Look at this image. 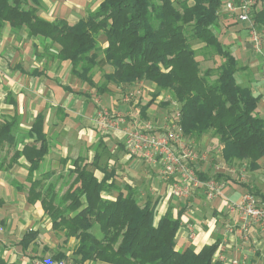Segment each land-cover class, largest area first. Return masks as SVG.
Segmentation results:
<instances>
[{"label": "crops", "instance_id": "obj_1", "mask_svg": "<svg viewBox=\"0 0 264 264\" xmlns=\"http://www.w3.org/2000/svg\"><path fill=\"white\" fill-rule=\"evenodd\" d=\"M91 1L41 0L37 13L48 21L64 20L73 25L102 0L94 5ZM225 1L218 10L216 25L228 27L222 29V34L228 32L231 40L227 45L238 62L235 80L258 97L255 112L264 119V28L256 25L261 36V50L256 52L249 24L224 12ZM254 1L255 14L264 0ZM96 41L99 50L108 45L103 33L97 35ZM59 49L57 42L30 36L25 27L12 28L7 22L0 25V122L16 120L14 142H4L0 147V257L19 264H27L33 256L51 258L58 253L75 259L77 239L65 238L62 230L52 227L41 199L33 198L31 192L43 193L50 186L61 195L71 186L74 189L78 185L73 184L76 166L82 165L98 181L108 174L106 183L114 188L101 191V198L114 199L119 191L125 193L128 188L138 205L154 206V223L166 212L178 217L176 250L192 247L198 252L204 245L218 241L213 260L218 261L220 254L226 259L235 258L239 264H264L261 225L253 226L247 241L225 232L226 224H237V215L226 209V198L237 200L250 193L264 205V156L251 168L246 159L226 160L223 144L211 131L199 137L183 133L201 155L193 163L195 173L201 180L213 178L220 182L222 195L208 199L201 187L187 198L175 197L172 180L162 176L161 165L144 162L124 146V131L134 124H148L153 130L172 124L180 128L179 106L170 92H158L154 83L144 79L99 86L105 82L104 75L113 71L100 52L90 72V84L72 73L69 59L57 57ZM165 95L171 100L161 106ZM101 109L122 115L124 122L116 129H103L97 122ZM37 118L41 119L47 151L38 169L29 176L30 162L14 153H20L25 145L39 147L41 141L32 133ZM28 232L35 236L23 249L20 241ZM93 232L100 235L97 226ZM78 263L109 264L98 259Z\"/></svg>", "mask_w": 264, "mask_h": 264}, {"label": "trees", "instance_id": "obj_2", "mask_svg": "<svg viewBox=\"0 0 264 264\" xmlns=\"http://www.w3.org/2000/svg\"><path fill=\"white\" fill-rule=\"evenodd\" d=\"M102 0L95 10L75 24L64 20L48 21L38 15L41 0H0V25L25 27L30 36L57 42L59 59H69L71 71L93 84L90 72L97 64L99 52L113 71L104 81L130 83L144 79L165 90L179 106V125L187 136L199 137L211 131L223 144L226 160L246 159L251 168L264 156V119L256 114L258 97L249 87L237 83L235 56L218 39L213 28L218 20L222 0ZM253 22L264 28V5L253 13ZM103 33L108 45L99 50L97 35ZM189 39L203 43V49L221 57L213 69L201 70L196 50ZM97 85V84H95ZM15 119L0 122V147L15 140ZM32 133L39 147L25 145L15 156L29 162V176L38 169L47 151L37 118ZM73 186L59 195L53 187L31 192L40 198L52 220V227L75 237L74 262L98 259L109 264H223L213 260L218 241L204 245L198 252L192 247L175 249L179 218L169 212L154 223V206L138 205L133 192L119 191L114 199L100 197L109 191L108 174L101 180L76 166ZM97 226L100 235L93 232ZM33 232L23 235L26 249ZM65 258L58 253L48 260ZM43 259V258H41ZM0 264L8 262L0 257Z\"/></svg>", "mask_w": 264, "mask_h": 264}, {"label": "built area", "instance_id": "obj_3", "mask_svg": "<svg viewBox=\"0 0 264 264\" xmlns=\"http://www.w3.org/2000/svg\"><path fill=\"white\" fill-rule=\"evenodd\" d=\"M254 0H242L235 4L233 0L223 3V10L231 17L249 24L251 41L256 52L261 50V36L253 22ZM98 124L106 130H113L124 122L120 114L112 115L101 109L98 113ZM124 146L129 154L142 158L148 164L159 163L164 178L172 180L171 190L175 197L187 198L192 191L203 188L208 199L222 195V184L216 179L201 180L195 173L193 163L201 155L194 146L185 140L176 124L166 125L153 130L151 125H133L124 131ZM226 209L237 215V224H226V234H236L241 240H249L254 225L264 229V205L250 193H244L237 200L226 198ZM191 235L193 233L191 232ZM217 260L223 264H239L233 259L218 254ZM27 264H72L63 259L48 260L29 258Z\"/></svg>", "mask_w": 264, "mask_h": 264}, {"label": "rangeland", "instance_id": "obj_4", "mask_svg": "<svg viewBox=\"0 0 264 264\" xmlns=\"http://www.w3.org/2000/svg\"><path fill=\"white\" fill-rule=\"evenodd\" d=\"M98 0H92L90 4L94 5ZM235 4H239L240 1L242 0H233ZM188 3H191L190 0H187ZM255 24V23H254ZM256 26V24H255ZM225 28L222 27V25L219 23L218 25H215L214 26V30H215V34L217 35V37H220L219 41L225 46V47H228L227 43L231 40L230 37H229V34L228 32H225L224 34H222V29ZM228 27L226 26L225 30L227 29ZM258 28V27H257ZM258 31V29H257ZM189 42L190 44L192 45V47L196 50V58L197 60L199 61V64H200V68L201 70H205L207 68H212L213 69V73H212V76H211V79L215 78L216 76L214 75L215 74V69L216 67L220 64L221 62V57L215 55L214 53L210 52L209 50H205L203 49V46L200 44L201 42H199L198 40L196 39H189ZM170 96H171V99L173 101L174 98L172 97V94L169 93ZM171 99H168L166 98V95L163 97V100L161 101V106L164 105L165 103L169 102ZM176 102V101H175ZM178 103V102H176ZM158 106V105H157ZM167 118V117H166ZM181 129V127H180ZM182 131V130H181ZM183 133V132H182ZM64 248V247H63ZM58 251V249L56 250ZM55 251V252H56ZM52 253V252H51ZM50 253V254H51ZM30 257V256H29ZM28 257V258H29ZM30 258H39V257H30ZM50 257H47V258H43V259H48ZM67 262H70L72 264H79V263H75L74 262V258H71V257H66L65 258H61Z\"/></svg>", "mask_w": 264, "mask_h": 264}]
</instances>
